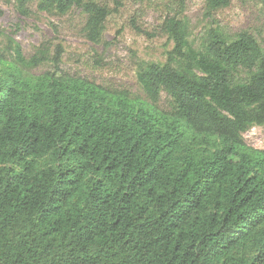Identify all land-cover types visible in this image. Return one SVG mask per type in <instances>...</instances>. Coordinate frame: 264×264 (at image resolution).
<instances>
[{"label":"trees","instance_id":"16d2710c","mask_svg":"<svg viewBox=\"0 0 264 264\" xmlns=\"http://www.w3.org/2000/svg\"><path fill=\"white\" fill-rule=\"evenodd\" d=\"M4 1L24 16L78 9L93 44L110 15L93 0ZM163 32L165 61L137 70L145 100L30 79L0 50V264H264V150L243 139L264 126V50L212 31L194 50L174 18Z\"/></svg>","mask_w":264,"mask_h":264},{"label":"rangeland","instance_id":"374dc122","mask_svg":"<svg viewBox=\"0 0 264 264\" xmlns=\"http://www.w3.org/2000/svg\"><path fill=\"white\" fill-rule=\"evenodd\" d=\"M106 6L110 15L100 44L87 41L82 29L85 16L72 9L65 16L39 12L29 7V16L17 11L12 1L0 0V50L11 54L7 64L36 79L45 73L56 78L81 79L112 93L126 92L133 99L145 100L136 80L139 66L163 63L173 43L163 32L165 21L184 20L188 46L200 48L209 31L227 40L247 32L264 50V0H231L228 8L208 12L205 0H93ZM13 41L22 52L23 64L14 61L7 50ZM45 53L39 65L30 63ZM7 57V56H6ZM159 108L168 110L165 94ZM245 144L264 150V126H254L243 134Z\"/></svg>","mask_w":264,"mask_h":264}]
</instances>
